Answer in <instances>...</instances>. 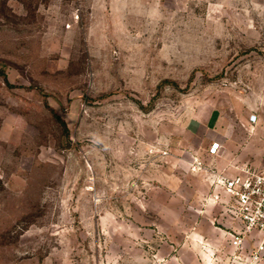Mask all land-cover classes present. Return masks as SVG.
<instances>
[{
	"label": "rangeland",
	"instance_id": "obj_1",
	"mask_svg": "<svg viewBox=\"0 0 264 264\" xmlns=\"http://www.w3.org/2000/svg\"><path fill=\"white\" fill-rule=\"evenodd\" d=\"M241 167L264 0H0V264H264L205 203Z\"/></svg>",
	"mask_w": 264,
	"mask_h": 264
},
{
	"label": "built area",
	"instance_id": "obj_2",
	"mask_svg": "<svg viewBox=\"0 0 264 264\" xmlns=\"http://www.w3.org/2000/svg\"><path fill=\"white\" fill-rule=\"evenodd\" d=\"M218 148V143H212L210 153H216ZM194 165L200 162L195 160ZM208 179L211 189L205 203L219 205L240 224L229 233L231 245L243 249L246 241L253 240L251 257L264 258V170L241 167L230 172L211 171Z\"/></svg>",
	"mask_w": 264,
	"mask_h": 264
},
{
	"label": "crops",
	"instance_id": "obj_3",
	"mask_svg": "<svg viewBox=\"0 0 264 264\" xmlns=\"http://www.w3.org/2000/svg\"><path fill=\"white\" fill-rule=\"evenodd\" d=\"M221 209V208H220ZM222 213L220 214V218L224 219V222L229 226L231 229H238L240 227L239 222L231 218L223 209H221ZM225 216V217H224Z\"/></svg>",
	"mask_w": 264,
	"mask_h": 264
}]
</instances>
